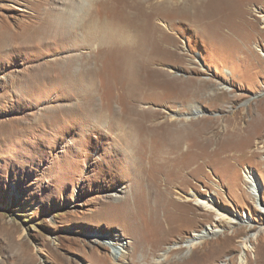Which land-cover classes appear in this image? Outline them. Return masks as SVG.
<instances>
[{
  "label": "rangeland",
  "instance_id": "1",
  "mask_svg": "<svg viewBox=\"0 0 264 264\" xmlns=\"http://www.w3.org/2000/svg\"><path fill=\"white\" fill-rule=\"evenodd\" d=\"M217 1L98 0L89 5L83 0L90 10L77 21L85 26L90 16L115 22L139 12L142 18L151 6L159 15L151 25L174 42L166 44L168 60L150 66L164 89L141 105L160 110L159 118L201 117L197 126L213 124L222 132L196 178L168 195L155 181V156L146 150L131 154L132 168L122 156L128 147L115 133V123L100 120L101 114L113 119L125 114L132 100L129 86L152 80L151 72L133 78L121 64L123 48L115 44L89 48L51 39L26 48L16 41L6 45L5 34L37 21L31 13L41 7L36 1H15L18 8L0 0L1 261H12L14 243L22 264H115L116 248L127 251L123 264H257L264 258L259 209H264V57L258 51L264 50V0H252L247 8L249 1L232 0L241 10L227 7L230 0ZM215 3L221 7L214 9ZM42 7L56 13L66 8L65 0ZM229 13L233 16L222 20L226 25L218 32L216 19ZM47 61L51 70L37 73ZM90 79L94 92L89 94L77 81ZM185 91L186 101L200 110L197 117L174 99ZM88 109L93 110L90 121L83 124L79 116ZM235 141L242 144V156L233 160L220 149L214 152ZM245 170L257 178L255 195L244 181ZM196 196L211 199L214 211ZM152 201L162 207L157 214ZM203 230L206 235L195 248L184 247Z\"/></svg>",
  "mask_w": 264,
  "mask_h": 264
},
{
  "label": "bare ground",
  "instance_id": "2",
  "mask_svg": "<svg viewBox=\"0 0 264 264\" xmlns=\"http://www.w3.org/2000/svg\"><path fill=\"white\" fill-rule=\"evenodd\" d=\"M5 1L10 3L11 6L18 7L15 3V1L18 0ZM30 1L31 3L36 1L35 3H37L42 9H40V12L31 13L33 14L31 16L38 17V20L33 21L30 19V22L25 21L29 24H26L21 29L19 27L18 30L6 33L3 38L6 45H12L16 41V43L19 42V44L22 43V45H26V48L27 46L33 47L38 43L48 45L51 39H57V41H69L72 45L77 47L86 45L91 48L95 45L100 46L102 44H115L116 47H122V53L125 58L123 57V59H121V64L124 66V69L133 78H140L143 76L142 74H148L147 71L151 72L149 76L152 75L153 78L152 80L147 79L146 81H143V83H141L142 86H129L127 96L131 97L132 100L125 114L121 117L115 115V119H113L111 115L106 116L105 114H101V117L99 116L101 118L100 120L115 123V133L119 138H122L128 147L127 149L122 148L124 150L122 156L132 168L131 154L135 157L140 150H146L150 151V155L155 156V162H153L155 163V168L159 170V174L156 176L157 179H155V181L158 183L157 185L159 187L163 186V193L171 195L173 187L190 185L191 178H194L197 171L206 160L208 161L210 159L209 155L211 156V154L209 153H211L210 151L213 152V145H215L220 139L222 132H219L217 127L212 126L213 124L211 123L210 126H197L199 121L204 120L203 118L201 119V117L194 118V116L186 115L183 116V118L175 116H171L170 118H159V115L162 114L160 110L151 108L150 106H147V104L145 106L141 105L144 101L154 99V97L164 89V86L161 87L157 84V81H154V77L159 74H157L158 71L151 70L150 66L154 63H164L168 60L167 45L171 44L170 41H172L169 40L168 42L162 34L158 33L159 30L157 29V26L154 28V26L151 25V21L159 18V15H157L153 8L149 6L151 9L142 18L140 17V12L137 11L139 13H136L135 17L124 14L122 17H115V22H106L104 20L100 22L95 19L93 20L92 17L89 16V20L86 21L85 26H80L77 25L78 19L80 17L86 18L90 10V6L87 8L86 4L83 3V0H65L66 8L63 10L60 9L59 11L57 10L56 13H53L47 7H42L45 3L49 4L50 0ZM87 1L89 2V5H91L98 0ZM128 1L130 2V0ZM219 1L221 0H218L217 3ZM246 1H249L245 5L247 8L252 3V0ZM73 3H77L79 6L75 7ZM217 3H215V6L213 7L214 9L221 7ZM226 6L233 9H244L239 8L238 4H234L232 0H230V2L226 1ZM20 9L26 11V6L20 7ZM124 11L126 10L124 9ZM232 16L233 15L229 13L228 16L225 15V18L224 16L222 18L218 17L216 21L220 24L216 26V30L222 32L226 25L222 23V20L229 21V18ZM2 18L5 19L4 16H2ZM79 35H82L84 38H81ZM258 51H260L261 55L264 57V50L258 48ZM94 56L97 58L99 55L94 54ZM85 63L88 64V62ZM49 65V61L40 64L36 72L48 73V71L51 70ZM77 83L82 84L84 90L89 94L94 90L92 79L87 80L86 82L85 80H79ZM158 83H160V81ZM221 87L230 90V87L227 85H222ZM178 93H175L176 95L174 96V99L182 100V104L187 106L186 109L196 113L197 117L200 110L198 108L194 110L196 106L194 107V105L186 101L188 93ZM57 109H61V107L58 106ZM91 111L93 110L88 109L85 114L79 116L81 117L83 124H89L88 122L90 121V118H88V115H91ZM119 125L123 126V130L122 128L119 129ZM234 128L241 132L238 121L234 122ZM224 130H227V126H225ZM241 145L242 144L237 146V141H235L231 145L215 147L214 152L220 149L222 152L226 153V158L233 159L236 154H238V157L243 155V150L238 148ZM248 145L251 146V144ZM245 147L248 146L246 145ZM185 150L187 151L185 152ZM186 154V161H183L182 159H184ZM160 174H162L161 177ZM244 181L249 185V191L254 194L259 186L257 178L253 176L249 170H245ZM195 195L196 194L190 196L186 201L192 200ZM196 197L202 206L204 205L209 211H214L211 199L203 198L204 201H201L198 196ZM151 204L153 206L152 211L154 214L155 212L157 214L158 208H162L154 201H152ZM167 204L171 210H173V207L175 206L173 201L170 200ZM177 206L180 208V205ZM259 209L264 212V209L260 207ZM208 232H211V228H207V233ZM205 235L206 231L204 230L199 233H194L193 237L183 244L184 247L191 251L200 243V240L203 239ZM12 247H14L12 261L4 262L3 260H0V264H22L19 260L21 259L19 257L20 254H16L17 245L15 246L14 243ZM171 249L172 247L167 248L166 251L168 252ZM166 251L162 253V256L166 254ZM123 252L127 251L119 250V248L112 250L111 256L115 260V264H123L122 258L125 257L122 254ZM148 253L151 254L150 252ZM253 263H255V261ZM257 264H264V258H260V260L257 261Z\"/></svg>",
  "mask_w": 264,
  "mask_h": 264
}]
</instances>
